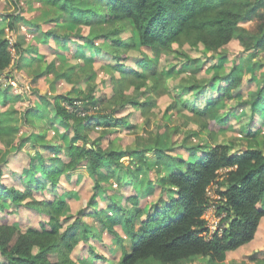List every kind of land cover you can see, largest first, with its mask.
<instances>
[{
	"label": "trees",
	"instance_id": "trees-1",
	"mask_svg": "<svg viewBox=\"0 0 264 264\" xmlns=\"http://www.w3.org/2000/svg\"><path fill=\"white\" fill-rule=\"evenodd\" d=\"M44 1L55 11L53 20L56 24L67 22L76 26L78 35L84 37L88 44L95 45L101 39L100 45L107 49L112 60L120 61L117 64L119 75L113 72L110 77L112 93L109 96L105 93L96 95L94 88L89 87L77 98L56 94L51 100L47 99L46 103L53 106L55 118L60 121L51 120L50 123L58 125L64 132L71 126L72 139L63 146L66 160L61 165L44 163L42 156L37 154L41 174L24 181L23 190L0 184V264H77L71 253L80 239L79 216L64 224L71 217L64 213L65 201L60 198L38 199L33 191L44 189L48 179L54 191L60 174L74 169L83 161L94 180L93 188L103 191L105 173L101 169L109 170L110 164L116 168L122 166L120 160L124 155L140 157L143 161L144 152L149 151L155 153L157 162H163L170 168L158 182L168 198L159 202L152 213L145 216L146 219L142 218L144 211L136 206L134 209H114L123 219L110 217L108 230L117 233L112 226L123 220L131 244L130 252L124 254L119 264H150L151 261L185 264L195 256L207 257L216 264L226 259L227 251L250 242L264 216V136L262 147L253 140L252 147L240 152H232L229 143L221 142L204 148L203 155L199 156L197 150L203 146H194L190 148L188 159L181 157L176 162L157 140L142 148L116 150L103 147L100 136L87 144V134L95 125H110L113 121L117 126L127 124L125 116L116 118L112 113L127 106L144 111L150 103V93L162 85L164 74L158 70L154 58L143 55L135 61V66H128L124 62L128 58L126 51L141 46L168 49L173 43L180 48L201 45L207 51H217L234 36H239L245 45L264 50V14L258 11L264 0ZM8 15L12 19L8 21V27H13L15 15ZM253 16L260 21L257 31L251 35L253 41L250 44L239 25ZM52 29L50 32L56 39H69V34L61 35L56 27ZM85 29L87 33L84 35ZM14 46L20 51L17 43ZM9 47L4 27L0 24V72L11 62ZM70 76L81 79L78 73ZM210 80L227 82L220 88L222 96L201 110L193 108L192 100H186L185 104L194 109V114L219 122L218 100L230 97V90L239 84V80L234 72L225 75L215 73L207 83ZM180 87L192 93L194 98L203 92L201 85L196 83ZM242 102L249 105L250 119L255 113L261 114L264 109V80L263 85ZM250 119L243 123V128L249 129ZM202 126L206 128L207 122ZM78 139L82 142L79 143ZM59 148L58 145L51 146V150ZM166 158L172 160L166 161ZM2 161L5 162V158ZM143 166L138 164L137 172ZM33 168L31 166L27 173L32 174ZM214 184L217 186L212 196L210 191ZM4 199L37 209L47 215V221L39 227L20 229L7 221ZM130 199L137 204L138 195L130 196ZM211 203L216 204V214L221 216L223 223L221 228L213 231L203 216ZM138 219L139 226L135 227Z\"/></svg>",
	"mask_w": 264,
	"mask_h": 264
},
{
	"label": "rangeland",
	"instance_id": "rangeland-1",
	"mask_svg": "<svg viewBox=\"0 0 264 264\" xmlns=\"http://www.w3.org/2000/svg\"><path fill=\"white\" fill-rule=\"evenodd\" d=\"M258 11L264 14V4ZM9 13L15 15L13 27H8V21L12 20L7 16ZM55 15L44 0H0V24L4 27L12 54L11 62L0 72V184L7 187L23 190L24 181L41 174L37 154L42 156L44 163L61 165L66 160L63 146L72 139V127L64 132L58 125L50 123L51 120L60 121L55 118L53 106L46 103L47 99L51 100L56 94L77 98L89 87L94 88L96 95L105 93L109 96L112 93L110 77L113 72L119 75L117 64L120 61L112 60L107 49L100 45L101 39L95 45L88 44L78 35L76 26L67 22L56 24ZM259 21L253 16L239 25L250 44ZM54 27L61 35L69 34V39H56L50 32ZM86 33L87 29L83 31L84 35ZM15 43L20 46V51ZM155 49L141 46L125 53L128 58L124 62L128 66H135L136 60L148 55L155 59L158 70L164 74L162 85L150 93L147 108L141 111L127 106L114 111L112 114L116 118L125 116L127 124L117 126L113 121L110 125H95L87 134V144L100 136L103 147L127 150L142 148L157 140L176 162L181 157L188 159L190 148L194 146H203L197 150L199 156L213 143H229L232 152L252 147L253 140L262 147L264 109L250 119L249 105L242 100L263 85L264 50L245 45L239 36H234L217 51H207L201 45L180 48L176 43L168 49ZM229 72L237 75L239 84L230 90V97L218 100L221 120L213 122L208 117L194 114V109L185 101L192 100L193 108L201 110L218 99L223 94L220 88L227 82L207 81L215 73L225 75ZM77 73L81 79L70 76ZM189 83L201 85L203 92L194 98L192 93L180 87ZM248 119L250 126L245 129L243 123L246 124ZM206 122L208 126L204 128L202 125ZM78 142L82 141L78 139ZM57 145L59 149L51 150V146ZM170 160L166 158V161ZM120 164L122 166L117 168L110 164L109 170L101 169L105 173L103 191L93 188L94 180L84 161L60 174L54 191L49 179L45 180L44 189L33 191L38 199L60 198L65 201L64 213L71 217L64 224L79 216L80 239L71 253L77 264H119L124 254L130 252L131 244L123 220L112 226L117 233L108 230L110 217L123 219L114 209H134L136 206L144 211L142 218L146 219L145 216L151 214L159 202L168 198L158 182L170 168L157 162L153 151L144 152L143 161L140 157L124 155ZM138 164L144 165L140 172H137ZM31 166H34L32 174L27 173ZM216 186L214 184L211 188L212 196ZM135 195H138L137 204L130 199ZM3 203L8 212L7 221L20 229L39 227L47 221V215L37 209L14 204L9 199H4ZM216 211V204L211 203L203 215L212 231L223 226ZM139 223V219L136 220L135 227ZM213 263L203 256L185 262ZM150 264L158 263L151 261ZM216 264H264V216L250 243L228 251L226 259Z\"/></svg>",
	"mask_w": 264,
	"mask_h": 264
},
{
	"label": "crops",
	"instance_id": "crops-1",
	"mask_svg": "<svg viewBox=\"0 0 264 264\" xmlns=\"http://www.w3.org/2000/svg\"><path fill=\"white\" fill-rule=\"evenodd\" d=\"M250 243V242H249ZM248 244V243H247ZM230 251V250H229ZM234 251V250H233ZM227 254H228V251H227V253H226V256H227Z\"/></svg>",
	"mask_w": 264,
	"mask_h": 264
}]
</instances>
